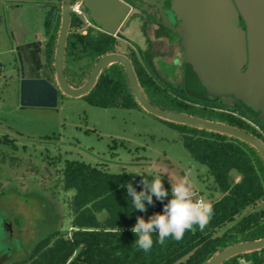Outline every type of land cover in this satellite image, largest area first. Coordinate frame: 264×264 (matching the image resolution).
Segmentation results:
<instances>
[{"label":"trees","instance_id":"obj_1","mask_svg":"<svg viewBox=\"0 0 264 264\" xmlns=\"http://www.w3.org/2000/svg\"><path fill=\"white\" fill-rule=\"evenodd\" d=\"M71 1L74 5L80 0ZM133 1L127 0V3ZM82 9L85 17L71 13L64 58L65 77L73 88L84 85L100 58L118 53V36L100 31ZM50 11V20L46 23L48 40L45 56L47 67L53 72L61 4H55ZM149 56L150 53L140 51L139 58L143 63H147ZM127 57L141 88L155 107L225 124L262 141V137L240 118L215 111L204 103L193 105L182 91L165 85L147 64L150 75L145 73L139 67L135 54ZM84 99L99 108L142 110L130 91L125 71L120 65L104 70L96 86ZM165 123L180 133L192 158L206 166L207 174L213 180L211 197L213 192L222 194L219 200L209 199L214 205V215L203 231L196 226L195 230L186 231L182 240L169 237L163 245L156 242L157 232L153 234L151 250H141L134 244L137 237L130 229L137 217L147 221L153 214L163 212L164 204L171 199L170 181L163 178L169 195L163 201L153 197L151 205L146 203L147 211L141 212L132 207L127 184L131 183L137 191H141L144 177L134 173L110 174L97 166L67 161L62 170L61 185L65 192L75 193L69 203V228L53 230L40 237L30 246L26 257L10 264H207L216 254L230 247L264 239V209L244 215L264 201V162L257 151L224 135ZM7 156L0 152L2 163L7 162L8 158L10 165L18 163V158ZM144 174L150 180L156 175ZM238 218L240 220L237 221ZM242 260L249 264H264V250L233 258L225 264H242Z\"/></svg>","mask_w":264,"mask_h":264},{"label":"rangeland","instance_id":"obj_2","mask_svg":"<svg viewBox=\"0 0 264 264\" xmlns=\"http://www.w3.org/2000/svg\"><path fill=\"white\" fill-rule=\"evenodd\" d=\"M59 3L0 0V152L19 159L14 165H10V158L5 163L0 160V253L5 252L0 264L23 259L40 237L69 228V203L75 193L65 192L61 185L67 161L97 166L115 175L137 171L156 174L171 184L187 176L196 198L222 197L219 192L211 197L213 180L206 166L192 158L180 133L143 110L99 108L84 98L62 94L56 108L21 107L24 75L19 49L28 40H48L46 23L50 10ZM150 22L148 14L132 8L117 34L118 54H135L139 67L149 75L139 55L140 51L149 53L148 37L154 38ZM154 47L156 57L165 53L164 60L171 62L165 41H156ZM52 65L54 68V59ZM155 72L160 78L162 74L171 76L172 70L158 63ZM49 73L55 83L54 70ZM261 209L264 201L244 215ZM7 232L11 239L6 243Z\"/></svg>","mask_w":264,"mask_h":264},{"label":"water","instance_id":"obj_3","mask_svg":"<svg viewBox=\"0 0 264 264\" xmlns=\"http://www.w3.org/2000/svg\"><path fill=\"white\" fill-rule=\"evenodd\" d=\"M81 1L95 27L115 37L132 9L127 0ZM134 1L156 6L161 12L166 9L173 14L176 25L171 28L180 37L185 55V80L190 88L203 95H231L264 120V0ZM71 5V0H61V24L54 56L56 82L43 77L23 76L20 83L21 107L56 108L59 94L73 99L84 98L96 86L104 70L120 65L130 91L143 111L168 123L238 140L256 150L264 162V143L255 136L225 124L165 111L151 104L125 55L103 56L83 86L71 87L64 73ZM240 19L245 23V30L240 27ZM162 20L166 21V18L163 16ZM245 65L246 70L242 73ZM262 250L264 239L241 243L216 254L207 264H225L233 258Z\"/></svg>","mask_w":264,"mask_h":264},{"label":"flooded vegetation","instance_id":"obj_4","mask_svg":"<svg viewBox=\"0 0 264 264\" xmlns=\"http://www.w3.org/2000/svg\"><path fill=\"white\" fill-rule=\"evenodd\" d=\"M128 4L132 8L140 10L144 14H148L149 17H151L150 24L154 26L153 40L148 37L150 47L149 53L151 56L147 57V63H144L145 67L147 68L148 65L150 70L156 73V64H164L166 69L172 70L171 76L170 74L168 76L162 74L160 77V79H163L162 82L165 83V85L169 86L171 89L182 91L191 103L193 105L195 104V106H199V104L204 103L215 111H222L227 114L230 113L240 118L242 121L248 123L259 137H262V142L264 143V120L247 110L238 99L231 95H224L223 93H219L217 96L203 95L189 87L185 80V55L182 50L180 37L171 28L176 25L173 14L166 9L161 12L158 7L139 1H133ZM145 7L152 10L153 13L147 12ZM163 16L166 18V21L162 20ZM240 27L244 30L246 29L245 23L241 19ZM159 40L166 42L168 47L167 49L170 50L168 53L171 57V62L164 60V57L167 56L165 53H162L161 55L159 54V56L156 57V54L158 53L155 51L154 44ZM45 43V41H42L39 38L32 41L28 40L23 47L19 49L21 70L24 76L43 77L51 80V75L46 63ZM245 70L246 65L242 69V73H244ZM7 234L8 237L5 239L6 243L11 239L9 232H7ZM3 253L5 252L0 253V256L3 255Z\"/></svg>","mask_w":264,"mask_h":264},{"label":"clouds","instance_id":"obj_5","mask_svg":"<svg viewBox=\"0 0 264 264\" xmlns=\"http://www.w3.org/2000/svg\"><path fill=\"white\" fill-rule=\"evenodd\" d=\"M134 174L144 177L141 180L143 186L141 191H137L131 183L127 184V192L132 198L134 209L145 212L146 203L151 205L153 197L163 201L169 195L160 175H155L150 180L143 172L137 171ZM213 215V203L203 197L196 198L189 178L182 176L171 184V199L164 204L163 212L153 214L147 221L143 217H137L135 225L130 230L137 237L134 244L141 250L149 252L154 244V233L158 232L156 242L161 245L169 237L180 241L186 231H193L196 226L203 231Z\"/></svg>","mask_w":264,"mask_h":264},{"label":"built area","instance_id":"obj_6","mask_svg":"<svg viewBox=\"0 0 264 264\" xmlns=\"http://www.w3.org/2000/svg\"><path fill=\"white\" fill-rule=\"evenodd\" d=\"M71 13L85 17V15L82 11V1L81 0L76 2L74 5H71ZM241 263L242 264H249L247 262H244V260H242Z\"/></svg>","mask_w":264,"mask_h":264}]
</instances>
